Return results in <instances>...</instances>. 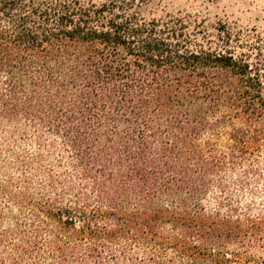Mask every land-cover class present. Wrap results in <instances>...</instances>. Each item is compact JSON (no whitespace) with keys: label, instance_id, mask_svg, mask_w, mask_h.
Segmentation results:
<instances>
[{"label":"trees","instance_id":"16d2710c","mask_svg":"<svg viewBox=\"0 0 264 264\" xmlns=\"http://www.w3.org/2000/svg\"><path fill=\"white\" fill-rule=\"evenodd\" d=\"M143 2L0 0V264H264V65Z\"/></svg>","mask_w":264,"mask_h":264},{"label":"rangeland","instance_id":"374dc122","mask_svg":"<svg viewBox=\"0 0 264 264\" xmlns=\"http://www.w3.org/2000/svg\"><path fill=\"white\" fill-rule=\"evenodd\" d=\"M140 11L147 20L182 18L198 39L199 33H206L215 43L217 29H224L232 35L231 47L237 55H248L251 65H264V0H144ZM214 201L212 195L209 202Z\"/></svg>","mask_w":264,"mask_h":264}]
</instances>
